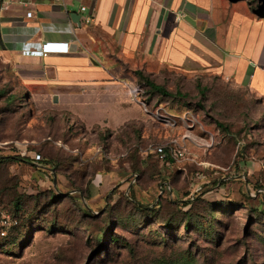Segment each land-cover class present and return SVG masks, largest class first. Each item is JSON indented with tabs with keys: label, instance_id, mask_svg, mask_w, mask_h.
Instances as JSON below:
<instances>
[{
	"label": "rangeland",
	"instance_id": "obj_1",
	"mask_svg": "<svg viewBox=\"0 0 264 264\" xmlns=\"http://www.w3.org/2000/svg\"><path fill=\"white\" fill-rule=\"evenodd\" d=\"M225 1L239 14L264 21V0ZM229 27L225 21L221 33L215 28L209 38L199 29L189 33L194 48L185 58L179 57L185 45L179 40L175 45L167 42L155 58L132 59L124 95L120 91L112 98H89L97 102L94 111L74 110L88 121L57 119L47 128L35 126L41 145L48 143L44 149L60 160V172L70 178L59 187L60 196L78 195L92 211L81 217L71 201L61 199L42 210L27 203L18 213L11 204L15 185L0 172V264H264V98L249 82L252 70L237 63L243 59L240 50L232 49ZM204 38L210 42L203 54ZM172 51L178 53L176 60L164 57ZM141 68L183 97H148L134 75ZM101 102L111 106L109 130L102 128L103 115H90L101 112ZM184 137L194 142H186L188 156L183 161L173 159L166 167L167 159L149 152L173 140L182 143ZM39 147L29 149L39 152ZM191 154L199 161L189 160ZM202 197L198 217L186 221L187 204ZM159 201L162 215L178 216L174 226L147 220L150 213L137 208V202L152 209ZM216 201L237 205L225 208L228 215L211 213L204 205ZM25 213L30 215L28 223ZM108 217L122 219L111 226L101 223L106 237L114 233L118 238L116 244L104 239L100 243L102 233L87 230ZM23 222L27 227L19 232L25 237L17 247L9 246V239L17 236L15 227Z\"/></svg>",
	"mask_w": 264,
	"mask_h": 264
},
{
	"label": "crops",
	"instance_id": "obj_2",
	"mask_svg": "<svg viewBox=\"0 0 264 264\" xmlns=\"http://www.w3.org/2000/svg\"><path fill=\"white\" fill-rule=\"evenodd\" d=\"M225 21L234 34L232 49L241 51L239 67L252 70L249 82L264 98V21L239 14L225 0H0V159L15 161L11 169L20 179V191L61 195L59 187L68 184L54 167L35 161L41 154L29 146H42L36 125L88 121L74 110L94 111L97 102L89 98L124 95L132 59L155 58L167 42L179 40L186 45L179 57L185 58L194 48L189 33L199 29L209 38L215 28L221 33ZM208 38L203 54L209 50ZM45 42L69 43L70 52L44 54ZM164 57L176 60L178 53ZM13 96L23 97V103L7 109ZM101 103V112L90 115H103L102 128L109 130L111 106ZM189 160L199 161L193 154Z\"/></svg>",
	"mask_w": 264,
	"mask_h": 264
},
{
	"label": "trees",
	"instance_id": "obj_3",
	"mask_svg": "<svg viewBox=\"0 0 264 264\" xmlns=\"http://www.w3.org/2000/svg\"><path fill=\"white\" fill-rule=\"evenodd\" d=\"M135 76L137 77V79L139 80L140 84L143 86L144 88V93H146V95L148 97H152V99L158 98V100H162V99H176V98H181L183 97V94L178 91L176 93L169 91L165 86L160 85L158 83H156L154 80L151 79L150 75L145 74L143 71H136L135 72ZM198 90L200 92V95H204L205 90L201 89V84L198 83L197 84ZM22 99V102H20ZM25 99V98H24ZM15 103H23V97H17V96H13L10 97L7 101L8 106H6L7 109L11 108L13 105H15ZM219 126L223 127L222 124H219ZM43 146H49L48 143H45L44 145H42L41 147H39V154H41V160L38 161L40 163L45 164L46 166H54L56 173L58 174H63L62 172H60V160L58 161V158H56L54 155L51 154L50 151H47L44 149ZM35 150V149H34ZM59 151H61L59 149ZM63 156H67V155H63ZM157 159H159V156L156 155L155 156ZM35 159V158H34ZM173 158L168 157L167 160L165 161L164 165L166 167L171 166L172 162H173ZM15 162L12 158L9 159H0V172L4 173L6 176L8 175L10 177V182L14 183V187L12 188V190L14 191L13 194V199L11 201L12 206L14 207L15 211L18 213L24 212L25 211V204H30L32 203L34 205V209L37 210H42L47 206L50 205H55L57 204L61 199L63 200H69L71 201L73 207L75 209H77V211L79 212L81 217H87L89 216V214L91 213L92 209L91 207H86L84 205V203L82 202V199L80 198V196L78 195H68L64 198H62L60 195H58L55 191H41L39 193L36 194H28L27 192H21L20 191V179L18 176L13 175L12 169H11V164ZM135 171H137L136 173H138V170L136 169ZM1 174V173H0ZM65 176V173L63 174ZM66 177V176H65ZM68 178V183L69 181V177ZM66 178V179H67ZM170 184V183H169ZM220 184V182H214L213 185H215V187H218ZM162 190V189H161ZM166 192V191H165ZM204 197V196H203ZM199 198V200L195 203H188L187 206L190 207L188 209L187 212L183 213V215L186 214V216H189L190 220H186V221H194L195 218L198 217V209L201 208L197 205L198 202H200L201 200L203 201L204 199ZM222 198H224L221 195ZM90 197L87 196L85 199L88 200ZM249 199H251V197L248 196ZM237 205V203H234L232 201H219V202H210L207 203L204 206H208L210 212L212 213L213 211L217 212V211H222L225 215L230 214V211L225 210L226 207L228 206H235ZM162 206V202L159 201L158 205L155 208L150 209V207L144 206L141 202H137V208L140 211L143 212H148L150 213L151 216H149V214L147 215L148 219L147 220H151L153 222L156 223H162L164 225V227L166 228H170L172 226H174V222H177L178 220V216L175 217H169V216H164L160 213V208ZM186 206V207H187ZM224 208V209H219V208ZM243 208V207H241ZM25 216H27V223L30 222V218L28 216H30L29 214L25 213ZM112 216V215H111ZM146 217V218H147ZM114 218V219H113ZM119 217H108L107 219H102L101 222H99L98 226H96V228H92V227H88L87 230H90L94 233H102V237H98V241H100V243L103 242V239L106 241H109L112 244H116L119 240L117 237H115L114 233H110L108 235V237H106V231L105 228L101 227V223H107L108 225L111 226V222H113L114 220H117ZM120 219V218H119ZM122 220V219H120ZM20 221V219H19ZM187 223V222H186ZM16 224H18V221H16ZM188 225V226H187ZM187 225H185V228H189L190 223H188ZM178 226V225H177ZM26 222H23V224L20 227H15V233L17 232V236L16 237H11V239H9V246H14L17 247L20 242L22 241V239L25 237L24 234L20 233L19 230L21 228H26ZM54 225H48L47 228L49 230L53 229ZM14 228V227H13ZM112 229V228H111ZM112 232V231H111ZM107 238V239H106ZM163 264H177L176 262H165Z\"/></svg>",
	"mask_w": 264,
	"mask_h": 264
},
{
	"label": "built area",
	"instance_id": "obj_4",
	"mask_svg": "<svg viewBox=\"0 0 264 264\" xmlns=\"http://www.w3.org/2000/svg\"><path fill=\"white\" fill-rule=\"evenodd\" d=\"M27 17L31 18L32 13H28ZM41 50L44 54H67L70 52L69 43H61V42H45L41 46ZM187 120H188V117H187ZM173 122L175 123V121ZM180 142L181 141L173 140L169 144L163 145L161 147L159 146L155 148L152 146L149 148V152L158 155L163 161H165L170 156L176 161H183L187 159V156H188V152H187L188 147H187L186 142L188 143V142H194V141L190 137H184L182 140V143ZM40 160H41V156L36 155L35 161L38 162Z\"/></svg>",
	"mask_w": 264,
	"mask_h": 264
},
{
	"label": "water",
	"instance_id": "obj_5",
	"mask_svg": "<svg viewBox=\"0 0 264 264\" xmlns=\"http://www.w3.org/2000/svg\"><path fill=\"white\" fill-rule=\"evenodd\" d=\"M75 16H76V15H73L72 18H73L74 20H76V21L79 20V19H78L79 16H76V17H75Z\"/></svg>",
	"mask_w": 264,
	"mask_h": 264
}]
</instances>
